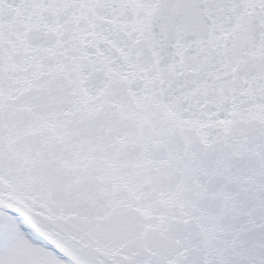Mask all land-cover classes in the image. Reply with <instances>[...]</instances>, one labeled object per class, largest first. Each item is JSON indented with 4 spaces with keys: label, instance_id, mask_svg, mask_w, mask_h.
Returning <instances> with one entry per match:
<instances>
[{
    "label": "snow or ice",
    "instance_id": "1",
    "mask_svg": "<svg viewBox=\"0 0 264 264\" xmlns=\"http://www.w3.org/2000/svg\"><path fill=\"white\" fill-rule=\"evenodd\" d=\"M0 264H264V0H0Z\"/></svg>",
    "mask_w": 264,
    "mask_h": 264
}]
</instances>
